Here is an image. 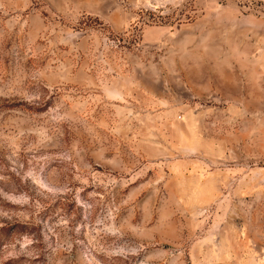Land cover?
I'll list each match as a JSON object with an SVG mask.
<instances>
[{
	"label": "rangeland",
	"instance_id": "obj_1",
	"mask_svg": "<svg viewBox=\"0 0 264 264\" xmlns=\"http://www.w3.org/2000/svg\"><path fill=\"white\" fill-rule=\"evenodd\" d=\"M0 264H264V0H0Z\"/></svg>",
	"mask_w": 264,
	"mask_h": 264
}]
</instances>
